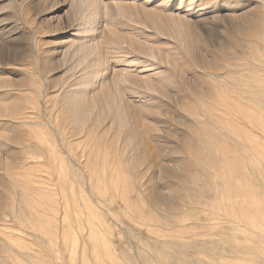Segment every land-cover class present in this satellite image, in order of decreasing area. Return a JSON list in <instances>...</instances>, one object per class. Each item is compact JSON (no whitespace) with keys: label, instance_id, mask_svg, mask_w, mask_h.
<instances>
[{"label":"rangeland","instance_id":"374dc122","mask_svg":"<svg viewBox=\"0 0 264 264\" xmlns=\"http://www.w3.org/2000/svg\"><path fill=\"white\" fill-rule=\"evenodd\" d=\"M238 186L264 0H0V264H264L216 225Z\"/></svg>","mask_w":264,"mask_h":264},{"label":"bare ground","instance_id":"6f19581e","mask_svg":"<svg viewBox=\"0 0 264 264\" xmlns=\"http://www.w3.org/2000/svg\"><path fill=\"white\" fill-rule=\"evenodd\" d=\"M216 190H218V188H216ZM234 190L232 191H234L235 196L227 200V204L220 210L218 209L219 212L216 213L217 219L215 220L217 221L216 225H224L227 233L231 235L230 237H232L230 240H233L237 245H248L250 242L264 245V206H261L256 199L249 205V203L246 202L242 187L238 186ZM216 210L217 209H215V211ZM209 213L212 216V212L209 211ZM210 222L212 223V221ZM219 229L220 228H218V230ZM212 230L215 229L212 228ZM220 259L223 261V258ZM206 264H216V261L211 262L209 260Z\"/></svg>","mask_w":264,"mask_h":264}]
</instances>
